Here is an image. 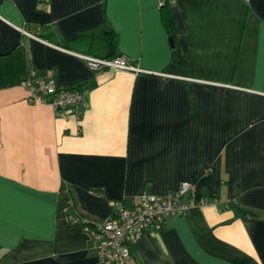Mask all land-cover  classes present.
Listing matches in <instances>:
<instances>
[{
  "label": "crops",
  "instance_id": "1",
  "mask_svg": "<svg viewBox=\"0 0 264 264\" xmlns=\"http://www.w3.org/2000/svg\"><path fill=\"white\" fill-rule=\"evenodd\" d=\"M167 1L169 27L158 0H0V264H100L63 207L100 222L184 180L205 202L126 264H264V0ZM46 67L86 92L79 121L26 99Z\"/></svg>",
  "mask_w": 264,
  "mask_h": 264
},
{
  "label": "built area",
  "instance_id": "2",
  "mask_svg": "<svg viewBox=\"0 0 264 264\" xmlns=\"http://www.w3.org/2000/svg\"><path fill=\"white\" fill-rule=\"evenodd\" d=\"M37 1L38 3H48V0ZM163 3L164 0H158L159 7ZM19 29L39 38L37 33L28 32L23 27H19ZM76 55L93 70L105 67L114 70H141L131 64L124 55L108 57ZM21 85L27 91L26 99L29 102L49 105L59 117L67 118L73 115L79 121L84 111L89 107L86 92L77 86H59L51 67H46L41 71L31 68L28 77L21 81ZM194 193V184L185 180L181 181L176 189L166 194L144 192L139 195L131 207L116 204L112 215L100 222H93L88 216L70 211L66 207H63V212L68 221L80 224L91 235L100 264H126L131 257L130 241L139 238L146 228L169 217L183 215L192 206L205 202L203 198L196 200Z\"/></svg>",
  "mask_w": 264,
  "mask_h": 264
},
{
  "label": "trees",
  "instance_id": "3",
  "mask_svg": "<svg viewBox=\"0 0 264 264\" xmlns=\"http://www.w3.org/2000/svg\"><path fill=\"white\" fill-rule=\"evenodd\" d=\"M160 9L163 11V13H164V20H165L166 24L169 27L170 22H169V17L167 15L168 13L166 12L167 9H168V1L167 0H164V3L160 6ZM108 33L112 37V33L110 31H108ZM240 210L243 211V209H241V208H240Z\"/></svg>",
  "mask_w": 264,
  "mask_h": 264
},
{
  "label": "water",
  "instance_id": "4",
  "mask_svg": "<svg viewBox=\"0 0 264 264\" xmlns=\"http://www.w3.org/2000/svg\"><path fill=\"white\" fill-rule=\"evenodd\" d=\"M173 56H174V59L176 61H179V55H178V51L176 49L173 51Z\"/></svg>",
  "mask_w": 264,
  "mask_h": 264
}]
</instances>
